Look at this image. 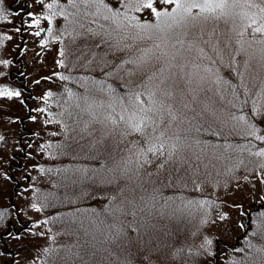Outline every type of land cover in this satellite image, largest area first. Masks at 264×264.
<instances>
[{"label":"rangeland","instance_id":"rangeland-1","mask_svg":"<svg viewBox=\"0 0 264 264\" xmlns=\"http://www.w3.org/2000/svg\"><path fill=\"white\" fill-rule=\"evenodd\" d=\"M25 2L31 5L28 11L41 17L53 11L42 8L35 0L18 3L3 0L0 4L8 20L13 21L8 24L0 18V60L10 61L8 66L0 64V71L6 73L0 83L10 80L9 86L21 92L19 99L0 98V107L4 109L0 113L3 116L0 135L5 137L0 141V206L13 223L8 230L6 226L2 228L7 234L0 245V264H39L41 258L52 255L50 246L55 233L45 228L41 213L31 206L39 190L38 183L44 181L41 147L55 137V125L63 129L66 138L71 130L85 151L98 149V156L105 158L109 171L93 169L87 173L84 168L79 169L83 172L80 185L86 192L95 186L114 190L115 173L129 168L135 152L131 149L140 140L136 133L126 134L127 122H139L144 115L137 112L134 116L129 101L119 97L141 80L142 89L136 91H144L147 86L145 98L142 97L145 108L158 107L152 104L147 92H156L159 96L161 88L173 90V98L168 103L172 104L176 119L171 121L166 136L156 139L163 124L155 132L152 126L147 127L145 134L152 138L153 146L164 143L163 157L170 161L167 169L178 167L173 171L175 179L167 174L164 183L153 182L148 177L160 169L157 167L163 158L160 157L145 172V188L136 183L126 190V198L133 199L134 203L131 207L123 205L129 216L125 219L127 228H131V232H126L125 245L127 237H134L137 232H151L155 244L151 264H264L259 258L260 263L255 260L249 251L256 245L248 244L249 238L243 237L255 232L256 224L258 231H264V214L255 217L257 211L253 212L258 204H264V183L261 182L264 156L256 155L264 150V140L257 139L264 136V33L254 32L257 25L252 24L253 19L260 23L264 17L261 12L264 3L251 0L255 6H250L246 0H238L227 16H220L218 10L215 15L219 18L209 13L198 14L196 9L191 14L181 9L157 21L147 12L138 13L123 4L119 6L120 15L113 18L112 12L103 5L77 2L73 8L66 0H58L54 11L59 12L62 5L66 16L55 17L52 25L41 19L39 26L28 27L21 24L20 17L13 16L16 10L25 7ZM50 2L43 0L44 4ZM104 3L110 8L117 6L116 0H104ZM163 7L171 12V6ZM97 9L99 12L94 15ZM105 16L109 19L105 20ZM135 17H140L139 22ZM25 19L29 18L25 16ZM138 23H150L152 27L140 28ZM16 27L22 31L15 32ZM48 27L53 32H48ZM40 28L45 31L35 36L33 33ZM88 29L111 33L110 42L118 41L123 51L105 55L104 48L93 47L100 37L89 35L85 41L77 36ZM54 33L59 36L58 41L53 39ZM6 36H12V40ZM41 40L48 43L41 46ZM58 49L64 50L63 57L58 55ZM142 58L147 62L142 63ZM121 59L134 63L112 67L119 65ZM56 60H63V66L57 65ZM72 68L100 71L102 78L79 73L65 76L69 83H60L59 76L52 75L53 72L62 75L60 72ZM161 68L163 72L159 71ZM102 71H110L112 75L104 76ZM146 74L151 79H145ZM37 80L39 84L35 83ZM161 80L165 83L161 84ZM21 83L30 89L29 93L20 87ZM101 85L103 91L98 90ZM46 92L52 95L42 98ZM147 115L156 118L157 123L169 119L166 112L153 111ZM30 116L36 119H29ZM197 121L213 126L219 138L223 141L225 137L227 142L197 134L188 136ZM26 139L30 141L23 150ZM13 153L16 155L12 161L15 180H9L5 174ZM169 153H172L171 159ZM18 162L20 167L15 166ZM216 185L220 186L218 190ZM168 187L174 190L169 192ZM71 191L77 196L84 192L81 186ZM95 202L81 208L80 216L87 226L99 209ZM136 212L143 216L132 217ZM26 220L29 224L20 229V222ZM97 222L103 223L99 216ZM104 224L108 233L112 222ZM97 232L101 234V229L97 228ZM209 240L211 244L207 243ZM106 241L97 248L92 261L90 258L91 264H125L129 260L131 264H143L137 256L143 258L151 252L146 248L145 254H133L135 247L113 248L110 237ZM234 242L236 246H232ZM178 250L179 254L174 255Z\"/></svg>","mask_w":264,"mask_h":264},{"label":"trees","instance_id":"trees-1","mask_svg":"<svg viewBox=\"0 0 264 264\" xmlns=\"http://www.w3.org/2000/svg\"><path fill=\"white\" fill-rule=\"evenodd\" d=\"M53 35H55V33ZM60 73H62L64 77H69L72 75L76 76V74L81 73L95 75L96 78H102L100 71L83 72L81 68H72V70L68 72L62 71ZM61 82L69 83L68 78L66 80L60 79V83ZM23 86L25 85L23 84ZM238 88L239 90H241L240 86ZM28 89L23 88L25 92L29 93L30 89L29 91ZM235 90L237 92L236 87ZM143 97L145 98V95ZM203 123L204 122L197 121L195 123V129L191 132H188L187 135L192 136L193 134H197V136L200 137L206 136L211 138L212 140L222 141V138H219V134L216 132V129L213 126H207V124L204 123V126L202 127ZM64 129L66 128L64 127ZM54 130L55 137L48 139L41 147V164L44 168L42 172V174L44 175V181H42L41 184L38 183L39 190L36 193L34 204L37 206L39 212L41 213V221L44 223L45 228H47L50 233H55V235L51 241L52 246H50L52 255L41 258L39 264H91L92 259L97 254V248L100 245L105 244L107 242L106 240H108V238L110 237V231L108 233H105L104 223H117L124 228L125 233L131 232V228H127L128 221L125 220L129 217L124 211V209L127 208L121 205V200L122 198H126V192L134 184H140L141 188H145V172L148 173L150 171L149 168L155 164L157 158L149 154L148 158H150L153 163L145 164L137 171L139 167L137 163V154L139 153L142 145L135 142L131 149L132 151H135L134 157L130 160L128 165V169L130 171L126 174L124 172L115 173L116 184L113 185L115 186L114 190L110 188V190L107 191L105 187H102L105 189V192L100 193L97 192L98 187L95 186L93 189H91L90 192H86L87 189H85V187L83 188L82 184L80 185V175L83 176V172L79 171V169L82 170L84 168V172L87 173H90L87 170L91 171L93 169L106 171L109 168L106 167L107 163L105 161V158L98 156V149L93 148L92 150L85 151L82 145H80L77 140L74 139L73 132L71 130H68V133L71 134L68 138L63 135V129L58 125L54 126ZM190 130L191 129L180 131V134L182 132ZM225 140L226 138L224 137L222 142H224ZM56 142H58L57 145ZM14 158L13 156H11L7 167L8 171L5 174V177L9 180H15V173L12 171V161L14 160ZM143 159L144 157H140L141 161ZM162 160L167 161L166 166L156 171L157 173L155 172L150 174V176L148 177L152 179L153 182L159 184L165 182V177H168L167 174H169L172 179H175L173 171L175 167H178L176 165L171 170L170 168L167 169L170 161H168L167 158L164 157L162 158ZM164 171L171 172L164 173ZM129 176L131 177V179L128 178ZM53 180L55 181L54 184L52 183ZM131 180L132 183L130 185ZM70 186L71 189L69 190ZM80 186L82 190H84V192L80 193L79 196L73 195V192L71 190L79 189ZM219 188L220 186L216 185L215 190H218ZM121 189H123V191H121ZM168 190L169 192H172L174 189L168 187ZM200 193L204 194L202 192ZM94 200H96L95 203H98L99 209L97 210L94 217L91 218V224L87 226L86 220H83L80 216L81 208L91 206V204L93 205L92 202ZM4 206L7 207V205ZM117 207H120L121 210L117 211ZM1 208L4 207L0 206V212H2V217H0V245H3L2 239H4V235L7 234V232L6 230H2V228L6 226V229L8 230L13 227V223L11 219L8 218V216L4 213V211H1ZM136 214L137 212L134 213L132 217L136 216L137 218H141L143 216L142 214ZM258 214H264V211H257L254 214L255 217H258ZM98 216L100 217V221H103V223L97 222ZM29 222V220H26L25 222H20V224H22L23 228H26ZM258 227L260 228L262 227V225L259 223ZM97 228L101 229V234H98ZM132 233L136 234L135 232ZM138 233L139 232H137V234ZM136 236L137 235H134V237ZM243 237L249 238L248 244L254 243L256 245L255 248L253 247L252 249H249L255 260L257 259L258 261L259 258L261 262H264V231H258L256 224L255 232L246 234ZM238 238L237 240L240 239ZM256 241L260 242L255 243ZM99 242L101 243L99 244ZM117 245L118 244H114L113 248H117ZM236 245L237 242H234L232 246ZM132 252L133 254L136 252L145 254V249H143L142 251H135V248H133ZM154 253L155 252L151 250V252H147V255L150 256ZM137 257L141 259L140 263H143L142 257ZM210 259H213V256L210 257ZM258 262L260 263V261Z\"/></svg>","mask_w":264,"mask_h":264},{"label":"snow or ice","instance_id":"snow-or-ice-1","mask_svg":"<svg viewBox=\"0 0 264 264\" xmlns=\"http://www.w3.org/2000/svg\"><path fill=\"white\" fill-rule=\"evenodd\" d=\"M18 3L19 0H16ZM35 2L40 3L42 8H47L51 11V15H44V16H39L36 13H33L32 11H28L24 13L22 16L21 13L24 12V8H20L16 10L13 13L14 17H20V22L22 25H27L28 27H33V26H39L41 23V19L47 22L48 25L53 24V19L57 16H66V13L64 11L63 6L61 5L60 8L61 10L59 12L54 11V9L57 8L58 6V0H51L50 3L44 4L43 0H35ZM77 2L80 4L84 5H103V7L108 8L112 12V17H118L120 15V5L123 4L125 8H132L134 11L138 13H145L147 12L149 15L154 17L157 21H160L161 17H167L172 15V13L178 12L181 9L184 12H187L191 14L193 9L198 10L199 13H209L212 14L215 18L217 17L215 14L219 10L220 16H227L229 15L228 10L233 8L237 3L238 0H116L117 6L115 8H110L109 5L104 3V0H66V3L68 5H71L73 8L77 7ZM246 2L250 6H255L251 3V0H246ZM262 3H264V0H261ZM0 4H3V0H0ZM168 5L171 6V12H169L166 8L163 6ZM25 7L30 8L31 5H28L25 2ZM99 9H97L98 14ZM261 12L264 13V8H261ZM25 16L28 17L29 19H25ZM0 18H2L4 21H6L8 24H11L13 21H9L7 15H5V10L3 8H0ZM105 20L109 19V17L105 16ZM135 20L139 22L140 17H135ZM253 25H257L256 27L253 28V31L256 33H264V17H261V22L258 23L257 20L253 19L252 20ZM140 28H150L152 25L150 23H143L140 24L138 23L137 25ZM156 27H159V24L156 25ZM15 32L19 33L22 31V28L16 27L14 29ZM45 31L44 28H40L38 31L34 32L33 34L35 36H40L41 32ZM48 32H53L52 27L47 28ZM89 35L93 37H100L99 40H96L94 43L93 47L94 48H104L105 50V55H107L109 52H112L114 55L118 54L123 51V48L120 47L119 42H110L112 41V36L111 33H101V32H94L92 29H88L86 32L83 33H77V36L80 39H83L85 41L88 40ZM7 40H12V36H6L5 37ZM54 40H59V36H53ZM48 42L46 40H41L40 44L41 46L46 45ZM127 47V45H125ZM158 47V46H157ZM58 55L63 57L65 55V52L63 49H58ZM159 59V57H157ZM264 59V57H262ZM142 63L147 62L146 59L142 58ZM55 63L59 66H63V60H56ZM131 64L134 63V61H125L123 59L120 60L119 65H112V67H120L123 64ZM0 64L4 66H8L10 64L9 60H0ZM159 71L163 72L164 69L161 68ZM102 74L104 76H110L112 75V72L110 71H102ZM135 73H132L134 75ZM6 73L3 71H0V78L5 77ZM53 76H59L61 80H66L67 77L62 76L59 73L53 72ZM45 79H51V77H46ZM145 79H151L150 76L146 74ZM170 79V77H169ZM39 80L35 81V83L39 84ZM165 83L164 80H161V84ZM143 84V80H141L139 83L132 84L131 87L128 88L127 91H125L119 99H127L130 104V109L135 116L137 112L143 113L144 115L141 116L139 122H133V121H128L127 126H128V133L127 134H132L136 133L140 136V140L136 141L137 144H141V149L139 153L137 154V163H138V169L142 168L145 164L153 163L152 160L148 159V154H151L153 157H156L159 159L160 157H163L165 155L164 152V143L162 142L159 147H155L151 144V137L145 134V129L149 126H152V131L155 132L160 129V125L163 124L164 128L159 131V136L156 137L157 140L161 139L162 137H165L168 131V128L171 125V121L176 119L175 112L173 111V106L171 103H168V100L173 98V90L169 87L161 88L159 89L160 95L157 96L156 92H147L148 96L151 97V102L153 105H158V107L153 108V107H148L145 108L143 107L144 105V100L143 96L145 92L147 91V86H144V91H136L137 88L141 87ZM10 80L5 81L0 83V98H6L8 100H13V99H19L21 97V92L19 90H13L10 86ZM120 87H123V85H120ZM99 91H103V86L101 85L98 89ZM89 95L91 94V89L87 90ZM52 95L51 92H46L44 97L42 98H47L48 96ZM85 99L88 98V96L84 97ZM21 104L23 101H20ZM187 107V105H185ZM126 110H129L126 108ZM4 111L3 107H0V113ZM37 111H44L43 109H37ZM156 111L158 113H167L169 119L168 120H163L161 119L159 123H157L156 118L147 115L149 112ZM29 119L35 120L36 117L30 116ZM121 120H124V117H120ZM3 120V116H0V121ZM55 135V133H54ZM5 137L3 135H0V141H3ZM257 139L264 140V136H259ZM173 148H175V145H173ZM256 155L258 156H264V150H261L260 152H257ZM172 153H169V159H171ZM140 157H144V159L141 161ZM167 161L162 160L157 167L158 168H164L166 166ZM130 170L128 168L122 169V172L125 174L129 172ZM131 179V177H128ZM244 179H247L245 177ZM264 183V180L261 181ZM111 183V181H109ZM123 191V189H121ZM97 192L104 193L105 189L102 187L97 188ZM134 203L133 199H127V198H122L121 200V205H127L131 207ZM32 208L36 209L39 211L37 206L33 204L31 206ZM117 211H120L121 208L117 207ZM126 212L127 209H124ZM0 217H2V212H0ZM225 217H220V219H224ZM39 223V222H38ZM154 227V226H153ZM133 231H137L136 229H133ZM42 235V233H41ZM125 230L122 226L118 225L117 223H113L110 226V239L114 244H118L121 247H135L137 250L142 251L143 249H149V250H154L155 244H154V238L151 232H145V233H138L136 237H127V245H125ZM17 239L20 237L17 236ZM208 244H211V241H207ZM203 247V245H201ZM179 251L174 254L178 255ZM143 264H151V258L150 256H143ZM125 264H131L130 260L126 261Z\"/></svg>","mask_w":264,"mask_h":264}]
</instances>
